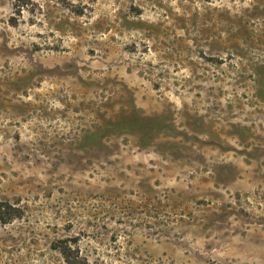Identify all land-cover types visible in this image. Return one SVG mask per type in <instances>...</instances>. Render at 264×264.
<instances>
[{"label":"rangeland","instance_id":"obj_1","mask_svg":"<svg viewBox=\"0 0 264 264\" xmlns=\"http://www.w3.org/2000/svg\"><path fill=\"white\" fill-rule=\"evenodd\" d=\"M0 264H264V0H0Z\"/></svg>","mask_w":264,"mask_h":264},{"label":"trees","instance_id":"obj_2","mask_svg":"<svg viewBox=\"0 0 264 264\" xmlns=\"http://www.w3.org/2000/svg\"><path fill=\"white\" fill-rule=\"evenodd\" d=\"M3 205V203H0V207ZM1 219H2V217H0ZM2 220H4V219H2ZM62 252H63V254L65 255V257H66V259L71 263V264H83V263H81L80 261H76V260H74V259H70L69 257H68V254L66 253V249H62ZM86 264H89V263H86Z\"/></svg>","mask_w":264,"mask_h":264}]
</instances>
